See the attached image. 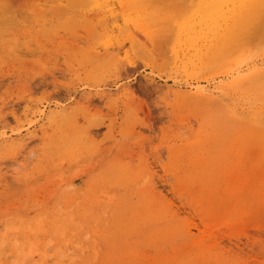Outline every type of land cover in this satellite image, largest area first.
Instances as JSON below:
<instances>
[{
    "label": "rangeland",
    "instance_id": "1",
    "mask_svg": "<svg viewBox=\"0 0 264 264\" xmlns=\"http://www.w3.org/2000/svg\"><path fill=\"white\" fill-rule=\"evenodd\" d=\"M126 1L47 24L31 6L0 11V264H264V16L176 58L174 34L140 28ZM158 1L164 16L201 6ZM134 215L140 235L120 237ZM169 228L175 242L159 238Z\"/></svg>",
    "mask_w": 264,
    "mask_h": 264
},
{
    "label": "bare ground",
    "instance_id": "2",
    "mask_svg": "<svg viewBox=\"0 0 264 264\" xmlns=\"http://www.w3.org/2000/svg\"><path fill=\"white\" fill-rule=\"evenodd\" d=\"M13 1H15V2H12V0H0V11L2 10L3 7H7V6L13 7L14 4L19 5L20 7H22V6H24V7L31 6V7H33L32 13L34 15H36V17H38L36 21L42 22L44 24L49 23L54 18V16H55L54 13H53L54 11H57L56 16H58L60 18V17H64L65 15L66 16L69 15L70 12H73V11L76 12V10H78L79 8H81L83 5H87V6H90L91 8H93V9H96L98 11V14H100V13H103V14L106 13V14L109 15L107 17H112L114 15L112 5L115 2V0H13ZM128 1H130L132 4L134 3L136 5V9H137L136 11L139 14H143V16H139L141 18V21L138 22L140 28H142V27L145 28L146 26H150L152 28H159V30L161 31V33L167 31V32H172L174 34L173 35V38L175 39V44H174L173 50H174V53L176 55V58L179 57V54L181 52H184L185 55H189L190 53L195 52V55H196V54H198L200 52H203V49H205V48L206 49H209L212 44H210L208 42L206 33L208 34L211 31L212 32H214V31L215 32H217V31L219 32V30H221V29H224V30L230 32V31H233L234 30L235 25H238L239 30H242V35H245L247 33L248 29L250 28V25H252V24L254 25V23H255V26H257L258 24L256 25V22L258 21V19H260V22H262L261 19L264 16V0H201L200 1L201 6L199 8H197V9L191 10L188 13H183L181 11L180 6H178L180 9L178 7H172L171 8V11H170V13H169L168 16H164V14L159 13V9H158L157 5H159V4H163V5L167 4V5L172 6L171 3H161L158 0H128ZM126 2H124V3H126ZM130 2H129V6L131 4ZM125 5H127V3ZM13 9L14 10L15 9L17 10L16 7L13 8ZM132 12H133V10H132ZM248 13H251L253 15V17L254 16L256 17L254 19V21L251 22V23H250V19H248V16H247ZM36 17H34V18L36 19ZM144 18L147 20L146 23H143L142 22V20H145ZM262 23H264V20H263ZM248 24H249V28L247 30H245L246 27H244V26H247ZM258 26H260V27H258L257 29H259V28L261 29V25H258ZM111 28H110L109 31H106L105 32V36H104V37H106V40H105V43H104V46H105L106 49H108V47L110 45H113L114 35H113V32H112L113 29H111ZM262 28H264V27H262ZM257 29H256V31H257ZM160 31H159V33H160ZM204 31L206 33H203ZM153 32H157V31H153L152 30L150 32L152 36L154 34ZM135 33H137V32H135ZM255 33H258V35H259L260 31L255 32ZM17 34H18V32H17ZM14 36H17V35H14ZM143 41H146V40L143 39ZM109 42H111V43L110 44H107ZM253 44H251V45H253ZM260 44H261V42H260ZM212 49H214V48H212ZM253 49L254 48H252V50ZM204 52H206V51H204ZM250 54H251V52H250ZM178 61H179V59H178ZM126 69L131 70L130 67H127ZM239 73H240V71H239ZM248 73H249V71H248ZM242 74L241 75L238 74L237 80H243L244 79V77L242 76ZM244 84H246V83H244ZM199 87L197 86V88H198L197 90H198L199 96L202 97V98H204L203 100H205V98L208 101H210L211 99H213L212 94H209L208 91L205 90L204 87H200V88ZM235 89H237V88H235ZM176 90H174V89L171 90L172 94H174V95H176V94L177 95H181L180 92L179 91H176ZM179 90H181V89H179ZM260 142L264 146V139L261 138ZM178 174H179V171H178ZM202 175L204 177L205 176L208 177L207 178L208 180L211 179V177H212V173L211 172L210 173H205L204 172V173H202ZM126 177H127V174L125 172V169L121 168L117 174H114L113 175L112 179L114 178L118 182H121ZM177 178H179V177H177ZM207 185H210V186L208 187ZM204 186H207L206 189L207 190L209 189V191H210L211 190V187L213 186V182L212 181L209 182V183L207 182L206 184H204ZM151 189L152 188H150V190ZM150 190H149V193H152ZM146 193H148V192H146ZM112 196H114V195H112ZM109 197H111V196H109ZM203 200L206 201L207 198L206 199L203 198ZM148 205H149L148 207L146 205V207L149 208L147 217L145 219H143L142 216L139 215L146 222H149L150 219L152 221L153 216H155L158 213V210H157V208L154 205H151V204H148ZM131 210H132V208H131ZM136 217H138V216H135L134 215L133 218H132V220H133V222L137 220V223L132 224L131 228H128V227L127 228H124V227H122V225L120 224L119 221L117 223H115V226L117 228V233L119 234L120 237H122L124 239H127L128 237L132 236L134 233H136V232L138 233V225H139L138 222H139V220ZM98 231H100V230H98ZM167 231H168V233H170V235H168V233H166V235L163 234L162 236H159V238H162V237H166L167 236L166 238H168L172 242H175V240L177 239V234H176L177 231L175 232V230L173 228H169ZM145 232H146V230H145ZM262 232H264V231H262ZM253 233H255V232H253ZM192 234H193V232L191 233V231L188 229V230L184 231V235H183L182 238H184V239L189 238L190 235H192ZM258 234H261V236L264 237V234L263 233L258 232ZM258 234H256V235H258ZM146 236H149V240H151V238L153 237L152 236V229H150V230L147 231ZM180 236H181V234H180ZM84 237L86 238V236H84ZM12 238L13 237H11V239ZM236 239H238V237ZM238 241H239V239H238ZM132 244H133V242L131 244H129V242L123 241L122 244H120V243L115 244L114 249L116 251V248L118 247V245H121V249L118 250L119 252L118 251H116V252H118V254L122 255V257L128 256V255L130 256V255H133V254L135 255L136 250L132 249L134 246L133 247L131 246L132 248L130 247V245H132ZM64 247H65V245H64ZM19 249H21V248H18V250ZM63 250L64 249H62L61 252ZM58 252H60V251H58ZM95 253H96V251H95ZM104 259L106 261V258H104ZM56 263H58V262H56ZM107 264H108V261H107Z\"/></svg>",
    "mask_w": 264,
    "mask_h": 264
}]
</instances>
